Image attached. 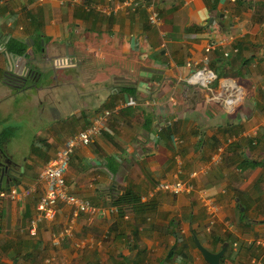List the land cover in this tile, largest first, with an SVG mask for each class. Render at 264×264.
I'll use <instances>...</instances> for the list:
<instances>
[{
    "label": "crops",
    "instance_id": "obj_1",
    "mask_svg": "<svg viewBox=\"0 0 264 264\" xmlns=\"http://www.w3.org/2000/svg\"><path fill=\"white\" fill-rule=\"evenodd\" d=\"M124 1L0 0V130L13 129L4 152L18 171L0 187L15 190L0 195V264H208L194 237L211 251L226 243L220 264L264 261V0H153L159 25ZM9 39L25 53L6 50ZM210 41L217 78L188 84L186 63L203 64ZM104 109L108 129L74 149L66 186L99 207L129 200L103 216L60 203L30 235L40 171ZM175 176L192 193L156 188ZM207 196L220 205L212 225ZM67 226L72 236L54 244Z\"/></svg>",
    "mask_w": 264,
    "mask_h": 264
},
{
    "label": "built area",
    "instance_id": "obj_2",
    "mask_svg": "<svg viewBox=\"0 0 264 264\" xmlns=\"http://www.w3.org/2000/svg\"><path fill=\"white\" fill-rule=\"evenodd\" d=\"M44 1V0H39ZM64 0H60L63 2ZM71 2H77L78 0H70ZM124 4L131 5L132 8L144 7L148 13V22L151 25H159L162 21L159 8L156 6L153 0H125ZM217 45V42L210 41L204 47V57L202 59L203 64L198 65V62L188 61L186 65L190 68V74L186 78V82L191 85H197L206 89H209L210 85L217 78L216 73L209 68L208 54L213 51ZM235 51L237 49H234ZM225 56L228 53H224ZM239 91V90H238ZM238 101V95H229L224 98L226 105L234 106ZM128 104H134V99H130ZM109 109H104L99 112L92 122L85 128L79 130L75 135L67 138L62 146H60L54 153L53 157L42 168L39 173L40 179L45 183L44 192L39 196L36 203L37 213L34 217H31L28 222V233L35 235L37 233V226L41 220H52L56 214L57 207L60 203L67 205L71 209L73 217L79 214L89 215H106L117 214L119 206L114 204L107 207H99L92 204L88 199L77 196L68 191L66 186V169L70 160L71 154L78 145H88L95 140L96 137L107 130L106 119L110 115ZM225 151V145H219L216 147L215 152L211 155L210 159L213 163H219L222 159V155ZM192 173L191 175H194ZM157 189L164 190L173 195L187 194L189 195L194 190V184L189 180L181 179L175 176L171 180H161L158 182ZM9 194L14 197L15 190L9 189L7 193L0 192V195ZM203 206L206 211L209 225H212L217 219L220 205L214 200L213 197L207 196L203 198ZM72 230L70 226L64 227L59 230L56 237L53 239L54 244H58L60 240L72 236ZM252 264H264V261L253 262Z\"/></svg>",
    "mask_w": 264,
    "mask_h": 264
},
{
    "label": "water",
    "instance_id": "obj_3",
    "mask_svg": "<svg viewBox=\"0 0 264 264\" xmlns=\"http://www.w3.org/2000/svg\"><path fill=\"white\" fill-rule=\"evenodd\" d=\"M33 72H35V69L33 70ZM152 78L155 79V75H153ZM160 78L161 77H157L156 79L160 80ZM239 96L238 99L240 100L241 98ZM220 106L222 108H226L224 103H220ZM17 175L18 171L12 164V160L10 159V157L0 156V187L14 185L18 177ZM194 241L208 264H220V259L227 247L226 243H224L220 250L211 251L207 247L202 245L196 237H194Z\"/></svg>",
    "mask_w": 264,
    "mask_h": 264
},
{
    "label": "trees",
    "instance_id": "obj_4",
    "mask_svg": "<svg viewBox=\"0 0 264 264\" xmlns=\"http://www.w3.org/2000/svg\"><path fill=\"white\" fill-rule=\"evenodd\" d=\"M6 50L9 52H14L17 55H22L25 53L26 47L23 42L15 40V39H9L6 42ZM124 90L129 91L133 95L135 94V90L133 88L126 87ZM13 134V129L12 128H4L0 130V156L7 157L5 154L4 150V144L6 143L7 140L11 138ZM256 164V163H255ZM129 195L130 192H125L121 195L116 196L114 203L120 204L124 203L125 201L129 200ZM119 205V206H120Z\"/></svg>",
    "mask_w": 264,
    "mask_h": 264
},
{
    "label": "rangeland",
    "instance_id": "obj_5",
    "mask_svg": "<svg viewBox=\"0 0 264 264\" xmlns=\"http://www.w3.org/2000/svg\"><path fill=\"white\" fill-rule=\"evenodd\" d=\"M31 113H34V111H31ZM30 124H31L30 125L31 128L33 129L32 130V133H34L35 131H37V129L39 128V124H35L34 122H31ZM19 125H22V127H19V129H20V135H22V136H25V135H28V134L31 135V131H28V130H26L24 128V123H19ZM35 127H36V129H35ZM19 129H17L16 133L18 132ZM15 160L17 162H19V155L17 157H15Z\"/></svg>",
    "mask_w": 264,
    "mask_h": 264
}]
</instances>
